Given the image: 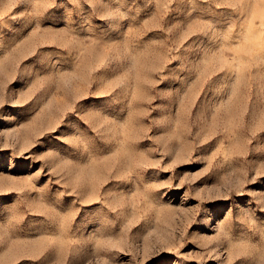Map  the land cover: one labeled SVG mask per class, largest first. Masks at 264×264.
<instances>
[{"label":"rangeland","instance_id":"374dc122","mask_svg":"<svg viewBox=\"0 0 264 264\" xmlns=\"http://www.w3.org/2000/svg\"><path fill=\"white\" fill-rule=\"evenodd\" d=\"M0 264H264V0H0Z\"/></svg>","mask_w":264,"mask_h":264}]
</instances>
